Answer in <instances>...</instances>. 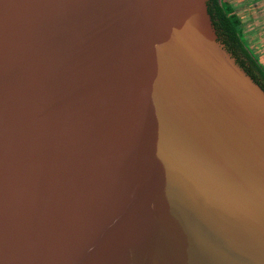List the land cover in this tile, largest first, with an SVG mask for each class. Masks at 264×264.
I'll list each match as a JSON object with an SVG mask.
<instances>
[{
    "label": "water",
    "instance_id": "95a60500",
    "mask_svg": "<svg viewBox=\"0 0 264 264\" xmlns=\"http://www.w3.org/2000/svg\"><path fill=\"white\" fill-rule=\"evenodd\" d=\"M0 264H264L231 0H0Z\"/></svg>",
    "mask_w": 264,
    "mask_h": 264
},
{
    "label": "crops",
    "instance_id": "0c3cea01",
    "mask_svg": "<svg viewBox=\"0 0 264 264\" xmlns=\"http://www.w3.org/2000/svg\"><path fill=\"white\" fill-rule=\"evenodd\" d=\"M245 2L246 18L240 27L248 48L256 54L258 61L264 67V0H245ZM237 13L238 11H235L238 16Z\"/></svg>",
    "mask_w": 264,
    "mask_h": 264
},
{
    "label": "rangeland",
    "instance_id": "374dc122",
    "mask_svg": "<svg viewBox=\"0 0 264 264\" xmlns=\"http://www.w3.org/2000/svg\"><path fill=\"white\" fill-rule=\"evenodd\" d=\"M231 3H232V9H233V14H235V11H238V18H239V23L240 25L242 23H244V19L246 18V15H245V5H246V2L245 0H231ZM260 10V8H258ZM240 15V16H239ZM242 36H243V30H242ZM244 38V36H243ZM247 44V43H246ZM253 54L256 56V54L253 52ZM257 57V56H256Z\"/></svg>",
    "mask_w": 264,
    "mask_h": 264
},
{
    "label": "trees",
    "instance_id": "16d2710c",
    "mask_svg": "<svg viewBox=\"0 0 264 264\" xmlns=\"http://www.w3.org/2000/svg\"><path fill=\"white\" fill-rule=\"evenodd\" d=\"M233 16H234V19H235V21H236V23H237V25H238V27H239L241 33H242V30H241V27H240V23H239L240 21H239L238 16H237L236 14H233ZM253 55H254V54H253ZM254 57H255V59L257 60V62H258V64H259L260 68L264 71V67L260 64V62L258 61L257 57H256L255 55H254Z\"/></svg>",
    "mask_w": 264,
    "mask_h": 264
}]
</instances>
